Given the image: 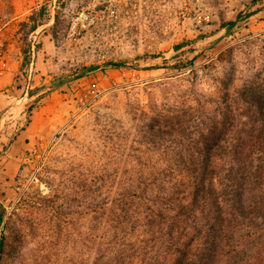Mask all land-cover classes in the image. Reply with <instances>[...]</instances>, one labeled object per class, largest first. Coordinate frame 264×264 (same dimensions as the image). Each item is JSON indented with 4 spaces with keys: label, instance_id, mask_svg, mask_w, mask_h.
I'll list each match as a JSON object with an SVG mask.
<instances>
[{
    "label": "rangeland",
    "instance_id": "1",
    "mask_svg": "<svg viewBox=\"0 0 264 264\" xmlns=\"http://www.w3.org/2000/svg\"><path fill=\"white\" fill-rule=\"evenodd\" d=\"M252 1L0 0V98L7 105L0 111V151L48 105L53 131L8 148L5 161L15 174L0 189L9 213L1 264H94L102 252L114 255L127 229L114 227L110 202L130 169L171 164L154 152L161 125L185 112L211 117L264 94V0ZM257 9L235 31L223 28ZM35 13L44 24L32 33ZM192 40L185 52L174 49ZM25 51L32 54L29 68ZM174 56L192 65L165 62ZM89 66L98 69L74 79ZM61 81L53 99L45 97L29 114L33 100L16 110L29 89ZM93 83L98 98L87 106ZM41 144L48 152L40 182L30 184L32 153Z\"/></svg>",
    "mask_w": 264,
    "mask_h": 264
},
{
    "label": "trees",
    "instance_id": "2",
    "mask_svg": "<svg viewBox=\"0 0 264 264\" xmlns=\"http://www.w3.org/2000/svg\"><path fill=\"white\" fill-rule=\"evenodd\" d=\"M262 1L254 0L251 6ZM258 11L241 13L222 26L233 32ZM38 16L30 17L29 32L44 24ZM206 38L201 35L199 40ZM195 42L184 41L174 49L183 53ZM178 58L165 62L175 60V68L192 65V61H176ZM31 63V51H25L24 66L29 68ZM107 66L119 69L126 65L109 62ZM97 69L84 67L74 79L81 80ZM65 84L45 83L29 89L28 99L33 103L26 113ZM263 99L264 94L237 102L236 108L218 109L211 117L177 114L175 122L161 125L152 141L154 152L171 164L158 167L156 162L130 169L121 195L110 202L114 227L127 229L125 240L114 255L110 253L112 258L102 252L94 264H264ZM16 138L17 134L0 151V157ZM8 215L0 202V264Z\"/></svg>",
    "mask_w": 264,
    "mask_h": 264
},
{
    "label": "crops",
    "instance_id": "3",
    "mask_svg": "<svg viewBox=\"0 0 264 264\" xmlns=\"http://www.w3.org/2000/svg\"><path fill=\"white\" fill-rule=\"evenodd\" d=\"M54 95L55 94L52 93L50 96H48V98L53 99ZM25 97L26 98L23 99L24 102L22 103V105L16 107V110H20L21 112L23 111L22 108L25 106L28 100V91L26 92ZM46 98L42 99V101L45 100ZM5 106H7L6 101L0 98V111L3 108H5ZM51 110H52V106L48 105L40 113L35 114L33 117H31L30 124L17 135L15 143H19L21 140H24L25 138L32 137L35 135H41V134L48 135L49 133L51 134L53 132L51 118L49 117ZM7 159H8L7 154L5 156L0 157V189L7 188L8 184L10 183V180L13 178L15 174V167L14 166L11 167L12 166L11 162L5 161ZM18 166H20V164ZM9 168H12L11 170L13 171H10Z\"/></svg>",
    "mask_w": 264,
    "mask_h": 264
},
{
    "label": "built area",
    "instance_id": "4",
    "mask_svg": "<svg viewBox=\"0 0 264 264\" xmlns=\"http://www.w3.org/2000/svg\"><path fill=\"white\" fill-rule=\"evenodd\" d=\"M74 25L76 26L77 22H75ZM96 88H97V85L95 83H93L89 87L88 93L89 94L92 93V96L88 97L86 99L87 106L92 105L96 101V99L98 98V94L96 93ZM47 152H48V149H44V145L43 144H41L40 148H38V149L33 151L32 154L36 156V162H35V165H34V167L32 169L33 173H32V178L30 180V184H38L40 182L39 174L42 171V168H43V165H44V160L46 158ZM28 157L29 156H27L26 158H28Z\"/></svg>",
    "mask_w": 264,
    "mask_h": 264
}]
</instances>
